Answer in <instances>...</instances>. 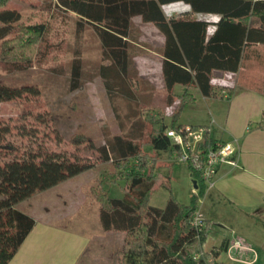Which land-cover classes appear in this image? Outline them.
<instances>
[{
    "label": "trees",
    "instance_id": "16d2710c",
    "mask_svg": "<svg viewBox=\"0 0 264 264\" xmlns=\"http://www.w3.org/2000/svg\"><path fill=\"white\" fill-rule=\"evenodd\" d=\"M179 1L190 10L167 14L163 9L164 4ZM6 3L0 0V61L13 70L44 62L52 47L60 46L51 40L48 19L33 13L23 18L21 10ZM55 6L74 17L77 45L71 58L69 88L78 86L82 66L78 42L89 28L99 44L97 73L119 125L117 132L104 135V143L97 148L104 160L111 161L112 177L123 180V196L110 197L101 180L90 189L102 229L123 232L117 264H234L219 258L221 246L201 249L208 221L197 229L191 216L206 184L190 166L197 191L191 192L188 203L179 202L172 194L163 207L149 203L156 171L167 167L171 173L174 162L158 163L143 144L152 151L172 147L166 130L183 127L179 117L186 102L195 99L192 89L208 98H223V90L232 92L231 87L210 80L218 76L217 71H237L247 45L264 43V0H55ZM195 12H214L219 18H197ZM133 16L152 22L163 42L151 45L140 40ZM210 24L215 26L211 32ZM147 50L161 57L166 105L172 106L168 124L163 115L145 120L135 104L141 98L142 79L133 58ZM177 84L180 90H176ZM37 92L32 86H17L0 78V101ZM127 103L134 109L122 112ZM260 122L264 124V113ZM2 130L8 127L0 126ZM214 141L209 131L201 145ZM41 150L0 161V264L9 263L35 224L34 217L16 204L93 166L62 152ZM260 249L264 252V242ZM252 264H264V258Z\"/></svg>",
    "mask_w": 264,
    "mask_h": 264
},
{
    "label": "rangeland",
    "instance_id": "374dc122",
    "mask_svg": "<svg viewBox=\"0 0 264 264\" xmlns=\"http://www.w3.org/2000/svg\"><path fill=\"white\" fill-rule=\"evenodd\" d=\"M32 1L34 0H26L28 3ZM181 6L182 4H164L163 9L171 13L180 10ZM31 7L23 8V18L30 13L35 17L47 18L51 40L60 43V46H53L44 62L25 70L10 69L8 64L0 61L1 79L13 85H27L38 89L36 94L28 93L17 99L0 101V126L8 127V130L0 131V161L28 153H42L40 150L45 149L62 152L79 161L92 162V167L37 191L20 200L16 207L38 220H47L56 226L59 235L64 239L62 251L73 252L78 241L85 240L87 247L84 250V247L78 249L79 254L73 264H117L116 251L122 243L123 232L102 229L98 204L90 192L91 187L101 180L108 195L119 198L123 196L124 183L123 180L112 177L111 171L114 167L111 161L104 160L97 148L104 143L106 133L119 130L115 111L97 73V37L89 28L83 32L78 42L82 62L81 75L78 86L70 89L71 58L77 45L73 14H63L56 8L55 0H45L44 4ZM132 21L141 31L140 40L151 45L160 42L159 32L152 22L142 21L138 16H133ZM157 55L152 50L134 55L133 64L142 79L141 98L135 104L138 109L140 107L145 120L151 116L163 115L164 122L168 124L172 106L166 105ZM243 78L241 80L244 82ZM247 79H256L264 85L263 76ZM195 99L187 101L186 105ZM190 108L186 107V113L182 110L179 120H187ZM207 108L208 106L204 110L207 111ZM133 109L134 105L127 103L121 111L128 113V110ZM143 147L153 153L156 161L162 165L174 162L171 173L167 167L156 171L149 203L163 207L170 194L179 202L188 203L193 191V178L188 166L176 161L172 157L173 151H152L146 143ZM208 225L218 227V221L211 218ZM227 234V237H232L230 232ZM221 260L230 262L227 257Z\"/></svg>",
    "mask_w": 264,
    "mask_h": 264
},
{
    "label": "crops",
    "instance_id": "0c3cea01",
    "mask_svg": "<svg viewBox=\"0 0 264 264\" xmlns=\"http://www.w3.org/2000/svg\"><path fill=\"white\" fill-rule=\"evenodd\" d=\"M44 2L7 0L6 4L22 11L24 7L39 6ZM171 3L182 6L177 12L167 14L190 10L189 5L183 2ZM193 15L210 21L219 18V14L214 12H195ZM214 27L210 24L209 32ZM159 35L160 42L156 45L163 42L160 32ZM158 57L161 76V57ZM216 74L222 84L232 88V92H227L223 98H208L197 89H192L196 99L186 105L187 108L191 107L187 120H179L183 126L210 125L216 141H232L237 147L234 156L236 163L224 161L219 164L211 186L206 187L197 205L204 220L214 218L218 221V227L207 225L208 234L201 249L221 246L220 259L227 257L234 264H246L233 261L228 244L225 248L226 240L230 237H227V233L242 235L253 249L245 256L251 261L248 264H252L264 258V252L260 250L264 242V124H260L264 113V85L256 79L249 81L247 77H264V43H253L244 48L237 71H217ZM176 88L180 90L181 85L177 84ZM206 106L207 111L204 110ZM166 149L173 151V157V148L169 146ZM191 189L195 191L194 187ZM34 219L35 224L8 264H73L79 254L78 249H86L85 240H79L73 252L62 251L64 239L59 235L58 228L47 220Z\"/></svg>",
    "mask_w": 264,
    "mask_h": 264
},
{
    "label": "built area",
    "instance_id": "2783aa9c",
    "mask_svg": "<svg viewBox=\"0 0 264 264\" xmlns=\"http://www.w3.org/2000/svg\"><path fill=\"white\" fill-rule=\"evenodd\" d=\"M211 83L222 84L217 77L211 78ZM224 95L227 93L223 90ZM211 131L210 125H186L180 131L167 129L172 148L174 149L175 160L185 163L194 171L198 172L204 180L206 187L211 186L221 162L235 164V155L237 147L232 141H214L208 146L201 145L204 137ZM191 223L197 229L205 226L203 215L196 209L191 216ZM228 240V252L230 258L239 263L248 264L245 258L249 251H252L251 245L242 235L233 234Z\"/></svg>",
    "mask_w": 264,
    "mask_h": 264
},
{
    "label": "water",
    "instance_id": "95a60500",
    "mask_svg": "<svg viewBox=\"0 0 264 264\" xmlns=\"http://www.w3.org/2000/svg\"><path fill=\"white\" fill-rule=\"evenodd\" d=\"M192 183H193V187L196 188V181H195V179H192ZM227 244H228V240H226L225 248H226Z\"/></svg>",
    "mask_w": 264,
    "mask_h": 264
}]
</instances>
